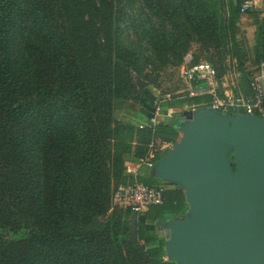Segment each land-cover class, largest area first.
Returning <instances> with one entry per match:
<instances>
[{
	"label": "trees",
	"instance_id": "16d2710c",
	"mask_svg": "<svg viewBox=\"0 0 264 264\" xmlns=\"http://www.w3.org/2000/svg\"><path fill=\"white\" fill-rule=\"evenodd\" d=\"M239 3L0 0V264H177L166 259L162 235L139 224V217L137 238L128 240L130 209L92 226L111 209L120 183L164 186L161 202L143 214L146 223L158 225L165 212L177 216L185 206L181 187L129 174L125 164L134 134L147 141L135 147L141 159L149 144L177 142L175 125L135 128L115 117L116 100H142L136 76L153 83L143 73L152 61L145 38L151 47L162 43L161 63L183 60L179 51L186 48L177 43L193 36L228 48L227 20L238 18ZM166 25L181 32L171 45L160 33ZM146 93L152 96L151 89ZM209 100L186 94L158 106L183 109ZM165 153L155 151L153 162Z\"/></svg>",
	"mask_w": 264,
	"mask_h": 264
},
{
	"label": "water",
	"instance_id": "95a60500",
	"mask_svg": "<svg viewBox=\"0 0 264 264\" xmlns=\"http://www.w3.org/2000/svg\"><path fill=\"white\" fill-rule=\"evenodd\" d=\"M140 89L146 81L135 77ZM180 137L150 174L184 191L187 210L162 222L164 251L177 264H264V117L237 106L183 109ZM128 240L137 238L129 216Z\"/></svg>",
	"mask_w": 264,
	"mask_h": 264
},
{
	"label": "rangeland",
	"instance_id": "374dc122",
	"mask_svg": "<svg viewBox=\"0 0 264 264\" xmlns=\"http://www.w3.org/2000/svg\"><path fill=\"white\" fill-rule=\"evenodd\" d=\"M144 9L148 15L152 14L150 7L147 5V3L144 4ZM152 17L154 21H157L156 17H154L153 15ZM234 23H236V17L228 16L227 24L230 27L229 46H227L228 48L219 50L217 48H214L212 44L209 43L208 41H198L196 37L193 36L191 40H189L188 42L179 41L177 43L178 47L180 45H183L186 48L185 51L180 50L179 53L182 55V57L184 56L185 53H192L193 57H195L199 61L209 62L217 71L216 81H220L223 75L233 72H242L247 77H249L251 70L247 71L243 66L248 60L244 38L242 37L241 34H238V32L235 30L236 25ZM160 33L161 35L166 34L169 36L167 42L171 45L172 41H174L176 37L175 34L181 32L171 31L169 29V26L166 25L162 28ZM159 39L163 43L166 42L165 38L162 36H160ZM149 43H150V39L145 38L143 41V45H145V47L147 48L145 53L146 55H152V61L149 62L148 65L143 69V73L145 72L149 73L152 76L153 83H149L148 80L143 79L144 81H146V84H144L143 87L140 89L136 86L138 90V95L139 97L142 98V100L130 99L128 102L123 99L116 100L114 115L118 119L131 121V124L138 129H141L143 127L144 128L148 127L157 122H168L175 125V128L180 135L178 126L180 121L182 120L181 111L183 109H173V108L166 109L160 106H158L159 109H157L156 105H159V102L162 99H167L172 96H180L187 94L188 92L187 84L179 76V66L182 62V59L181 61H176L175 62L176 64H172L169 62L161 63L159 60L160 57H158L159 54L158 49L163 48L160 46L162 43L156 44V46L154 47H151ZM153 62L156 63L159 62L160 66L154 69ZM146 89H151L152 96L146 93ZM217 91L220 95H222V92H220L219 90ZM146 143L147 141L145 139H142V133H140L138 136L134 134L132 138V142L130 143L131 151L125 155V164L127 166H131L135 168L142 167V165L139 166L140 160L141 159H145L146 161H149L150 159L152 160V158L149 157V154H152V156L154 157L155 151L159 152L160 148L164 144V143L159 144L158 141H156L154 145L149 144L148 146L149 150L146 157L138 159V157L134 155L135 147H139V145L141 144L145 145ZM170 146L171 144H169V146L165 148L166 151H168ZM146 167L147 166L142 167L140 169L138 168L139 172L137 173H139V175H141V173H144L145 176L146 175L152 176L150 174L151 168L150 167L146 168ZM129 174L135 176V173L133 172ZM121 211H122L121 209L115 206L111 207V209L108 210V212L104 216L97 217L93 222L92 226L93 227L102 226L107 221L111 220L114 213L119 215ZM141 222L143 224V220H138L139 224H141ZM128 229H129V223H128Z\"/></svg>",
	"mask_w": 264,
	"mask_h": 264
},
{
	"label": "built area",
	"instance_id": "2783aa9c",
	"mask_svg": "<svg viewBox=\"0 0 264 264\" xmlns=\"http://www.w3.org/2000/svg\"><path fill=\"white\" fill-rule=\"evenodd\" d=\"M255 0H240L239 13L245 14L254 8ZM192 53H186L179 66V76L187 84L190 96L209 95L208 104L197 107L211 106L222 114H230L238 106L240 111L264 117V55L259 59L257 67L249 79L250 95L246 97L221 96L217 91L216 70L207 61L192 63ZM195 83H201L196 85ZM183 108V109H193ZM159 109V107H157ZM149 161L141 159L139 166H152L153 156ZM139 167L127 166L128 173H135ZM163 185H146L139 181L118 184L111 198L112 207L130 209L137 217L142 218L145 210L162 200Z\"/></svg>",
	"mask_w": 264,
	"mask_h": 264
},
{
	"label": "crops",
	"instance_id": "0c3cea01",
	"mask_svg": "<svg viewBox=\"0 0 264 264\" xmlns=\"http://www.w3.org/2000/svg\"><path fill=\"white\" fill-rule=\"evenodd\" d=\"M236 28L238 30V34H241L244 38L248 60L243 66L245 70H251L250 76L247 77L242 72H233L223 75L220 81H217V90L222 92L221 96L246 97L250 95L249 79L251 77V74L257 67L260 55L262 53L264 54V0H255L254 8L252 10L245 14L239 13L238 18H236ZM157 107L158 105H156V108ZM169 144L172 143H164L160 148V151L167 152L165 148L168 147ZM145 166L148 167V165H142V167ZM139 169H137V172H139ZM141 175H144V173H141ZM184 203V209L179 215L174 216L171 212H165V218L161 220L158 225L154 223H146L143 221L145 228H155V230H157V232L163 236L161 225L162 222L166 219L177 218L184 215L185 211L187 210L185 197ZM139 220H142V218Z\"/></svg>",
	"mask_w": 264,
	"mask_h": 264
}]
</instances>
